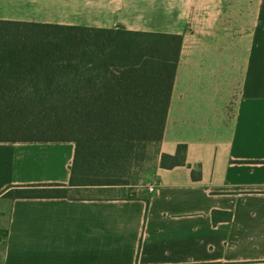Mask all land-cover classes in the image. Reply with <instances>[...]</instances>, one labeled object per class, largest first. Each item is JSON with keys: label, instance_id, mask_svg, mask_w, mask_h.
Here are the masks:
<instances>
[{"label": "crops", "instance_id": "1", "mask_svg": "<svg viewBox=\"0 0 264 264\" xmlns=\"http://www.w3.org/2000/svg\"><path fill=\"white\" fill-rule=\"evenodd\" d=\"M0 21L182 35L160 151L188 148L133 199H11L69 187L76 144L0 142V264H264V0H0Z\"/></svg>", "mask_w": 264, "mask_h": 264}, {"label": "trees", "instance_id": "2", "mask_svg": "<svg viewBox=\"0 0 264 264\" xmlns=\"http://www.w3.org/2000/svg\"><path fill=\"white\" fill-rule=\"evenodd\" d=\"M183 41L0 21V142L76 144L69 187L21 186L6 196L66 198L74 187L125 185L122 162L138 160L142 171L145 155L155 169L185 166L186 145L175 155L160 151Z\"/></svg>", "mask_w": 264, "mask_h": 264}, {"label": "rangeland", "instance_id": "3", "mask_svg": "<svg viewBox=\"0 0 264 264\" xmlns=\"http://www.w3.org/2000/svg\"><path fill=\"white\" fill-rule=\"evenodd\" d=\"M155 149L152 148L151 151ZM150 151V152H151ZM141 166L145 170L139 171L137 164L138 160L131 161L125 164L122 162V166L119 169L117 177L125 182V185H120L110 188H97V187H77L69 190L67 196L72 198H86V199H133L139 196V180L141 174L155 169V161L150 160L148 157L141 159ZM105 166H107L105 164ZM141 168V169H142Z\"/></svg>", "mask_w": 264, "mask_h": 264}, {"label": "built area", "instance_id": "4", "mask_svg": "<svg viewBox=\"0 0 264 264\" xmlns=\"http://www.w3.org/2000/svg\"><path fill=\"white\" fill-rule=\"evenodd\" d=\"M149 192H150V193H154V192H155V187L151 186V187L149 188Z\"/></svg>", "mask_w": 264, "mask_h": 264}]
</instances>
